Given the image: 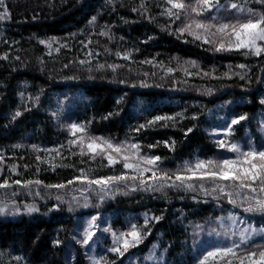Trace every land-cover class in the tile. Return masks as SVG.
Masks as SVG:
<instances>
[{
	"label": "trees",
	"instance_id": "16d2710c",
	"mask_svg": "<svg viewBox=\"0 0 264 264\" xmlns=\"http://www.w3.org/2000/svg\"><path fill=\"white\" fill-rule=\"evenodd\" d=\"M246 6L264 12V5L255 0H247ZM5 7L8 15L0 20V183L9 178L10 183L42 184L0 189V207H6L0 213V264H94L101 258L102 264H138L153 245L163 258L153 264H197L211 250L207 246L214 244L203 232L210 224L219 226L216 217L248 214L250 223L264 228V214L245 212L247 203L234 189L226 191L233 193L235 206L219 191L206 195L198 180L192 181L195 191L157 190L151 171L143 178L153 184L152 190H141L139 179L119 182L109 186L101 201L99 186L74 180L81 171L92 179L135 173L123 163L109 166L103 156H81L79 148L68 143L74 139L68 125H84L87 135L135 143L141 155L159 156L158 174L170 175L182 171L185 162L234 158L235 153L217 146L218 139L238 143L245 151L264 148V110L259 101L264 53L216 51L220 36L211 35L215 28L209 33L194 29L199 40L178 31L192 18L235 22L234 11L226 15L222 11L223 19L213 21L211 17L218 15L214 9L202 17L190 9L180 19L170 17L166 0H4L0 13ZM205 38L213 42L205 43ZM65 87L69 93L80 91L83 105L52 119L43 107L46 94ZM136 99L148 109L134 114ZM164 99L167 103L161 102ZM233 99L238 102L222 106L213 121L207 118L206 111L216 102ZM17 111L21 115L13 119ZM242 115L246 119L232 126L231 135L214 133ZM156 116L174 119L136 131ZM70 180L74 182L68 184ZM203 183L209 191L213 187ZM55 184L65 187H46ZM146 216L150 231L141 244L124 256L106 249L114 246L108 233L128 232L133 224L144 231ZM93 217V240L89 245L77 243ZM256 245L264 246V239L256 237L237 251H254Z\"/></svg>",
	"mask_w": 264,
	"mask_h": 264
},
{
	"label": "snow or ice",
	"instance_id": "6c2138e0",
	"mask_svg": "<svg viewBox=\"0 0 264 264\" xmlns=\"http://www.w3.org/2000/svg\"><path fill=\"white\" fill-rule=\"evenodd\" d=\"M168 7L165 12L170 17L180 19L181 14L185 13L187 9L191 10V13L195 14V17H202L206 12H211L213 9L218 15H213L211 20L215 21L223 19V16L219 15L223 13L230 14L235 12V22H221L218 24L206 22V20L192 18L183 28L178 29L179 32H188L189 35H193L195 39H201V35L195 30H203L204 33L215 28V32L211 33L212 36L219 35L220 41L216 51H243L244 55H255L260 56L264 53V12L257 13L255 9L247 7V0L244 3L233 2L228 0L226 3H222L221 0H194L192 3H186L185 0H166ZM256 3L264 5V0H255ZM4 6V0H0V7ZM143 6V5H142ZM8 15V9L5 7L4 12L0 13V20L5 19ZM95 20V17L92 18ZM91 22V21H90ZM195 29V30H194ZM106 35V33H101ZM205 43H212L213 41L205 38ZM45 43V41H40ZM119 55V53H117ZM7 58V55L5 57ZM124 59H128L125 55ZM19 59V57H17ZM148 62V61H145ZM81 64L84 61H80ZM67 67V65H66ZM240 68H244L245 65H238ZM171 71V70H169ZM264 104V99L261 100ZM21 113L17 111L16 117L20 116ZM55 115V114H54ZM181 114L177 113V116ZM195 119V117H192ZM174 119L171 116H156L152 120L147 121L146 124H141L136 131L139 132L141 129L152 127L160 121H168ZM246 116H240L231 120V123L226 126L223 130L225 136H229L232 133L233 125H237L240 121L245 120ZM70 135L74 137L68 141L70 146H76L79 148V154L90 155L92 159L97 156H103L108 161V165L112 166L117 163H123V168L126 170H132L135 175L129 176L127 173L121 175L100 177L96 179L89 178L87 174L81 171L79 177H75V181L81 183H87L89 186H99L100 191L103 195L100 196V200L103 201L107 195V189L110 185L126 182L129 180L136 181L139 179V184L142 186L141 190H152L153 184H148L143 178L145 172L151 171V179L158 184V189L164 187L174 188L183 187L189 190L195 191L193 180L201 181L199 184L201 190L206 195H210L212 192L219 191L223 195L229 197V203L236 205V200L233 197L232 192L226 191L229 187L235 190L236 195H243V201L247 203L244 207V211L247 213H261L264 214V148L256 149L249 147L248 150H242L238 143H231L227 140H217V146L222 149H226L228 152L235 153L234 158H222L219 160H201L197 159L194 164L185 162L182 171H178L173 174L163 172L158 174V162L160 161L159 156H146L140 154V146L132 143L128 144L125 142L113 143L109 139L102 137H92L87 135L86 126L72 123L68 125ZM191 132L192 129L187 130ZM187 135V133H185ZM166 146H170L167 145ZM35 147V146H34ZM154 147V145H149ZM171 147V146H170ZM59 154V153H58ZM39 159V157L37 158ZM3 162V156L0 155V163ZM141 165H145L142 167ZM66 166V165H65ZM55 167V165H53ZM13 173L16 172L15 166L10 168ZM172 176L175 179H172ZM168 183L167 181H170ZM227 181L229 183H220ZM74 181H68V184H72ZM203 182H211L213 187L209 191L205 188ZM20 185L21 187H28L32 184L40 185V180H12L9 182V178H5L0 183V189H8L12 185ZM48 188H64L65 184L46 185ZM133 191L137 190L135 187ZM15 193H13L14 195ZM60 199V197H57ZM88 205L85 204V207ZM6 207H0V213H4ZM18 211V209H17ZM27 211H35L34 207H27ZM155 220H160L161 217H154ZM217 222L220 227L225 229L223 235L228 239L238 235L239 242L235 240L228 246H214L211 250H207L198 260L197 264H264V246L256 245V250L245 251L244 254H239L238 249L241 245L249 244L253 240L254 236L258 235L255 228L250 225L241 229L240 223H246L244 221H238L234 214H229L227 217H217ZM227 219L230 224L225 225L224 220ZM96 217H93L88 222V226L83 230V239L77 240V243L82 245H89V242L93 240L95 233L91 230ZM148 218L145 217V229L141 231L135 224L131 226V230L125 233L117 235L113 232V244L114 246L108 249V251L117 254L118 256H124L130 248L137 247L145 239L147 231ZM200 227V226H197ZM104 232L110 231L109 228H104ZM217 236L221 235L215 228L211 230ZM264 232V229H261ZM55 244H59L60 241H55ZM156 245H153V249ZM155 253L147 257V259H154ZM20 259V257H16ZM103 258L100 260H94V264H102ZM114 264V262H113Z\"/></svg>",
	"mask_w": 264,
	"mask_h": 264
},
{
	"label": "rangeland",
	"instance_id": "374dc122",
	"mask_svg": "<svg viewBox=\"0 0 264 264\" xmlns=\"http://www.w3.org/2000/svg\"><path fill=\"white\" fill-rule=\"evenodd\" d=\"M262 89H261V95H260V104L262 105V108L264 110V104L261 103V100L264 99V77L262 80ZM47 97L44 102V109L45 111L49 114V116L52 119H55L59 114L61 113H69L72 110H76L78 109L80 106L83 105L84 102V97L82 95V93L80 91H75L72 93H69L68 88H62V89H54V90H50L47 92ZM168 101V100H167ZM166 99L161 100L162 103H167ZM238 101L237 100H229V101H218L216 102L214 105H212L207 111H206V115L207 118L210 121H213L216 118V114L220 111L222 106L225 105H229L232 106L234 104H236ZM148 106L144 105V101L142 100H138L136 99L134 101V104L132 106V111L134 114H139L142 113L143 111L147 110ZM55 114V115H54ZM262 128L264 129V122L262 124ZM224 128H221V126H219V130H214V133H217L218 135H224L223 132ZM216 208L218 210H222V205L221 204H217L216 203ZM230 213H226L221 215L220 217H227ZM234 214V213H231ZM238 221H244L246 223H240L239 227L241 229H243L244 227L250 225L252 228H255L257 233H259L258 235L254 236V238L256 237H261L264 239V232H261V229H264L262 227H257L254 226L253 223H250L251 221H249L248 219V214H234ZM217 218V217H216ZM215 218V221H216ZM91 220L87 221V226H88V222ZM217 225H219V223L216 221ZM224 224L225 225H229L230 222L225 219L224 220ZM215 228L218 232L221 233V235L217 236L215 233H213L211 230ZM94 232V229L92 227L91 229ZM225 229L221 228L220 225L219 226H214V225H208V230H206L205 232H203L204 234H207L208 237H213V241L212 243H214L213 245H208L207 248L211 249L214 246H228L232 243L233 240H235L237 243L239 242V236H233L231 237V239H228L226 236L223 235ZM113 232L112 231L110 234H107V238L109 239V244L112 245L113 244ZM121 232V233H125ZM117 235H119L120 233H116ZM253 238V239H254ZM106 249H110V247H107ZM159 251V248L156 245L155 249H152L151 251H149L148 253H144L141 255V257H139L141 259V261L138 264H153L154 262H159V261H163V258H159L156 253ZM153 252L155 253V258L154 259H147V257H149L150 255L153 254ZM161 252V251H160ZM162 254V252H161ZM163 255V254H162Z\"/></svg>",
	"mask_w": 264,
	"mask_h": 264
}]
</instances>
